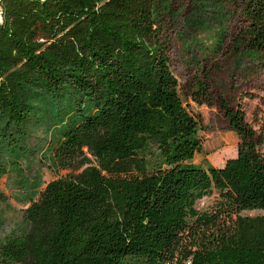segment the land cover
I'll list each match as a JSON object with an SVG mask.
<instances>
[{
    "label": "trees",
    "instance_id": "16d2710c",
    "mask_svg": "<svg viewBox=\"0 0 264 264\" xmlns=\"http://www.w3.org/2000/svg\"><path fill=\"white\" fill-rule=\"evenodd\" d=\"M237 5V41L264 53V0ZM156 6L0 0V176L2 156L26 154L41 122L57 131L49 167L64 172L0 240V264H264V214H242L264 210V127L220 100L237 153L220 166L193 161L198 122ZM208 88L199 81L193 99L209 102Z\"/></svg>",
    "mask_w": 264,
    "mask_h": 264
},
{
    "label": "rangeland",
    "instance_id": "374dc122",
    "mask_svg": "<svg viewBox=\"0 0 264 264\" xmlns=\"http://www.w3.org/2000/svg\"><path fill=\"white\" fill-rule=\"evenodd\" d=\"M157 25L168 45L169 67L177 78L184 105L197 118L201 150L193 161L222 165L237 153L238 136L227 124L220 105L241 107L253 128L264 127V53L237 41L242 15L237 0H157ZM199 81L208 85L210 101L193 99ZM47 126V127H46ZM57 131L41 122L30 128L27 153L13 164L7 156L6 171L0 176V240L22 226V209L45 184L64 173L49 167V143ZM264 147V143H263ZM213 195L196 204L203 210ZM242 214L263 215L264 210Z\"/></svg>",
    "mask_w": 264,
    "mask_h": 264
}]
</instances>
